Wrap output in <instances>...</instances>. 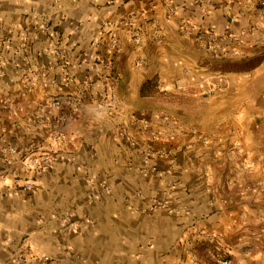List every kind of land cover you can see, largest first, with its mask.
<instances>
[{"label":"crops","instance_id":"crops-1","mask_svg":"<svg viewBox=\"0 0 264 264\" xmlns=\"http://www.w3.org/2000/svg\"><path fill=\"white\" fill-rule=\"evenodd\" d=\"M262 37L264 0H0V264H264ZM182 97L223 132L193 130Z\"/></svg>","mask_w":264,"mask_h":264},{"label":"built area","instance_id":"built-area-1","mask_svg":"<svg viewBox=\"0 0 264 264\" xmlns=\"http://www.w3.org/2000/svg\"><path fill=\"white\" fill-rule=\"evenodd\" d=\"M114 0H112L113 2ZM180 31L185 33L186 35L191 36L197 45L205 52L219 56L221 54H230L234 58H240L242 59L244 57V54L242 52V41L239 38H236L234 35L230 34L229 32H225L224 34L220 35L217 34L212 29H206L202 30L200 28H196L195 26H189L187 24H181L180 25ZM134 41L139 43L140 38L139 36H135ZM259 43H262V46H264V37L258 41ZM118 41L114 38L112 39V45L113 49H117L118 47ZM1 59V58H0ZM2 60V59H1ZM0 60V64L1 61ZM107 70H110V64H105ZM37 80L36 78H30L28 81L29 83H33ZM70 105L73 106L74 109L77 108L76 102H69ZM63 105V102L60 100H53L50 103V106L52 108H60ZM62 137L59 135H55L52 137L53 142L59 143L61 141ZM14 153V149L10 147H4L1 149V154L4 156L5 154H11ZM2 156V157H3ZM55 155L51 151H40V152H33V155L31 157H26L22 161L24 166L28 170L32 171H46L50 167L51 163L54 161ZM3 171L0 170V183H4L5 177L3 175ZM24 188L26 190H31L33 188V185L29 182H26L24 185ZM73 214H67L64 218V220L68 223V226L72 230L77 229L76 222H74ZM45 260H48V258L44 257ZM221 264H230L228 260H223L220 262Z\"/></svg>","mask_w":264,"mask_h":264},{"label":"rangeland","instance_id":"rangeland-1","mask_svg":"<svg viewBox=\"0 0 264 264\" xmlns=\"http://www.w3.org/2000/svg\"><path fill=\"white\" fill-rule=\"evenodd\" d=\"M215 92H217V90L206 91V93L200 96L214 97ZM174 103L175 101L168 102L170 109H173L176 107ZM193 103L194 102L191 103L188 100L185 101L184 97L181 98L180 106L182 107V109L185 108L184 110L187 109L190 112L188 113L187 111L188 115H186V117H187V120L189 121L187 123L191 124L192 126L191 128L193 130L197 132L198 126L201 125L205 132H223V127L225 125V122H223L221 118L223 116H221L220 114H217L216 111L211 112V107L203 103H201L199 106L201 108L202 113L198 114L194 112V110H196V106L192 105ZM260 121H256V123L254 124V127L258 132L260 131L264 132L263 118L262 119L260 118Z\"/></svg>","mask_w":264,"mask_h":264}]
</instances>
